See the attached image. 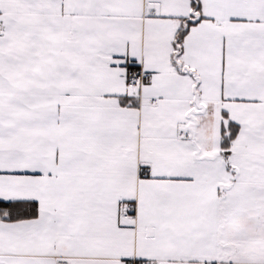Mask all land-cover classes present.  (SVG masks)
<instances>
[{
    "label": "snow or ice",
    "instance_id": "snow-or-ice-1",
    "mask_svg": "<svg viewBox=\"0 0 264 264\" xmlns=\"http://www.w3.org/2000/svg\"><path fill=\"white\" fill-rule=\"evenodd\" d=\"M0 264H264V0H0Z\"/></svg>",
    "mask_w": 264,
    "mask_h": 264
}]
</instances>
